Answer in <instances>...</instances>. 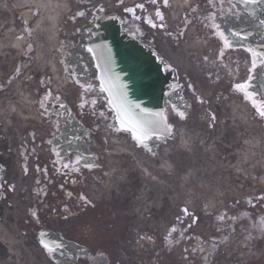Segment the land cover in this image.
I'll return each mask as SVG.
<instances>
[{
	"label": "bare ground",
	"instance_id": "bare-ground-1",
	"mask_svg": "<svg viewBox=\"0 0 264 264\" xmlns=\"http://www.w3.org/2000/svg\"><path fill=\"white\" fill-rule=\"evenodd\" d=\"M176 1L178 2L180 0ZM131 2L132 1H130V3ZM182 4L186 5V3H181L180 1L179 6H181ZM4 7V11H8L10 13L12 12L15 22L8 25L9 30H6V32L0 29V60L4 59V61H0V66L3 62H6V59L9 58L8 55L10 52L12 54L21 50L27 43V40L30 39V41L32 40L37 43V47L35 49L33 71H48V74H51L53 76L56 86H63L61 67L57 62V55L54 52L55 44L59 37V30L63 25L65 26L66 24L65 22L69 14L68 8L71 7V3L68 0H15L13 3L5 5ZM2 15H5V13H3ZM32 21H35V30L32 32V35L28 33V37H26L27 35L25 36V34H22L21 30L23 28L25 30H28ZM23 36L25 37V39L20 38ZM191 49H193L195 52L198 51L197 45L191 43V45H181L179 47V53L182 54L186 50L190 51ZM170 60L177 67H180V63L176 60V58L171 57ZM27 69H29V66L27 67ZM29 76L30 74L27 73V75L24 77V81H27ZM3 77L4 76L0 75V82L2 81ZM12 77L14 78V76L9 74L10 80L8 81L9 87L7 88V90L9 95L12 96V100L14 101L9 100L6 103H4L3 101L0 102V117L6 119L8 116L13 115L14 112L20 115V117H22L23 114H29L32 115V117L35 116L36 114L31 109L30 95L21 92L20 86L22 84L20 80H13ZM199 97H202L201 93L199 94ZM208 98L209 96L206 95V99ZM212 102L210 100L207 103L208 110L213 113L211 109H213L214 105L217 107V111L221 112L220 107L222 103L217 100ZM236 107L237 106L234 103L231 104V108L235 110L234 114H231V122L234 124V129H232V125L230 127L227 126L224 120L221 121L220 126L219 124H216L221 129L225 128L227 130V133L231 129L235 130L232 131V140L227 141L231 144V147L228 145V143H224V141H226L224 138V134L222 138H218L219 140L214 145L205 147L202 157H199L197 154H192L190 156L191 159H184L186 168H184L183 164L182 168H178L176 170L175 166H177L178 161L174 167H169L167 165L165 166L167 170L172 171V176L169 181L170 183L173 181L176 185L178 180L182 182V185L180 189H178L177 194L172 189H170V187H168L166 191L162 190L161 186L166 187L167 184L158 183L161 176L159 173L160 171L157 168H153L152 173H150V168L145 167L148 166L147 164L154 165L155 163L153 162L158 161V157L156 156V154L153 155V157H149V154L146 151L140 150L138 148L135 149L131 145L127 144L126 146H119V148L115 150L114 148L110 147L109 143H111V140L106 141V137L108 136V134L105 133L102 135L106 143V151L103 154L102 163H104L105 166L111 168L112 170L117 169V167L122 168L123 165L128 168L129 164L134 163L132 164V168L136 170V173H130L132 179L128 182H125L123 180L125 179V176L122 175L121 180H123V182L119 185L120 191L118 194H115L112 199H110V203L113 207L115 228L118 229L116 235L119 237V242H116L115 246L116 251H112L117 263H124L122 259H119L117 253L118 251L126 253V246L124 245L125 242H132V246H138V250L140 249L141 245H143L144 248L147 246H152V252H157L161 249V247H163L161 241L163 243L169 241L163 238L166 235L170 236V234L178 228L181 231H185L184 233L189 232L192 237H204L205 234L203 233V231L197 230L195 228L197 225V221L199 220V216H195L193 221H185L184 215H186L187 212H184L183 215H180L178 209L184 211L187 207L190 210L195 209L194 211H198L199 208L203 206L205 209H208L209 207V209L214 208L213 210H216L217 208L222 206V208L226 210V212H228V217H230V215L234 216L235 210H243L244 207L240 204L239 206L233 205L234 209L233 211H230L229 209L231 207L229 208L228 206H226L225 202L227 201L230 203V200L235 201L237 197L239 198V196L247 193L245 188L251 185V181L254 179L252 174L259 173L261 169L259 166H244L243 159L238 157V154L236 152L234 154L236 160L234 161L235 166H233V168H237V170H239L243 174L240 175L238 171H233L234 173H232V171L227 169V167L230 164L229 160L232 158L234 159L232 155L233 148L236 147L241 149L240 154H247L252 152L253 154H258L259 156L262 155L260 152L258 153V143L254 142L251 139L252 137L250 138V141L247 140L246 144H244L243 140H239V135L237 136L235 134L237 130L236 123L245 119V111L242 109L238 111ZM239 114L241 116V119L238 121ZM219 118L217 117V115L212 114V120L210 121L211 127H213V125ZM171 119L172 117L168 116V120ZM179 130H177L178 133L176 136V142L178 141L179 143L178 148L181 147V149L184 151H191L193 145L190 140H187L184 131L185 129L181 127V129ZM180 139L182 140L181 142L179 141ZM112 140L116 142L117 139L113 138ZM256 141L258 140L256 139ZM111 149H113V151H110ZM38 153L39 152H35V155H37ZM127 153L128 155L130 154L131 157L125 155ZM252 160L256 164H260L258 158H252ZM121 164L123 165L120 166ZM143 172L146 174V180L144 181L139 178L138 175H142ZM181 172L183 173L181 174ZM247 175H249V177ZM177 176L178 179H175L177 178ZM18 177H20V174L18 175ZM19 179L22 180L23 178L20 177ZM148 179L150 180V182L148 181ZM193 184L201 191L193 189ZM171 186L173 188V185ZM187 186L192 187L190 191L187 190ZM98 192H100V189H98ZM105 196L108 195L105 194ZM206 200L208 201L207 206L202 205V203H204ZM125 202L129 203L128 207H125L123 205ZM10 206V211L5 213L4 209L2 210L0 203V229L4 230L9 218L13 220V217H15L13 213L14 205L11 204ZM259 208L264 209V204H259L257 210H260ZM260 215L264 216V211H261ZM233 229L235 228H231V230ZM226 234L227 233L224 231H221L220 233L221 236ZM233 236L235 237V234ZM240 239H242V237L238 238V240ZM0 242L2 244L8 242L9 249L14 252L15 248L12 246V242H10V240H8L6 236L1 234V232ZM238 243L239 242L237 241H229L228 244L223 245L221 249L217 251V255L215 256V258H213L210 264H229L228 261L230 258L226 257V255L230 251H240L242 256L244 257V254L247 253L243 251L242 247H244L245 245L241 246ZM1 247L2 246L0 245V250ZM190 249H192L190 241L185 240L180 242L169 252L160 253V255L163 257L162 264H182L181 262L184 256L188 258ZM149 251H151V249ZM255 254L256 253H251L250 256H253ZM147 255L148 254L143 255V258H148ZM135 256L138 257L137 253L135 254ZM138 260H140L141 264H150L148 262L146 263L142 261L141 258ZM239 260H241L243 264H256L259 262L258 259H255V256H253L252 259H249L248 257L246 259H242L241 257L239 258Z\"/></svg>",
	"mask_w": 264,
	"mask_h": 264
},
{
	"label": "rangeland",
	"instance_id": "rangeland-1",
	"mask_svg": "<svg viewBox=\"0 0 264 264\" xmlns=\"http://www.w3.org/2000/svg\"><path fill=\"white\" fill-rule=\"evenodd\" d=\"M103 2L104 7L106 8V11H109L110 9L112 10H117L119 12L122 11L123 6L122 5H115V2L112 0H101ZM84 1L83 0H71V9L72 12L66 19V24H65V30L62 36H65L68 39H71V32L73 31L74 25L83 23L85 21V14L83 10L86 8V6L82 4ZM2 3V0L0 4ZM120 6V7H117ZM89 9V8H88ZM5 15H2L3 13ZM78 13H83V15H78ZM155 19V18H154ZM157 24L158 21L156 19L154 20ZM14 22V18L11 15L10 12L4 11L0 9V29L3 27V31L6 32L8 29V25ZM160 31H157L154 33V35H157L156 41L158 47L162 48V44L160 43V40H158L160 36ZM65 34H68L67 36ZM162 40V39H161ZM167 47L173 51V43L171 40L166 39ZM190 47V46H189ZM160 48V49H161ZM209 48L205 47V45L200 44L199 45V51L197 53H194L193 51H185L182 54L179 53L176 56H172L176 58L177 61L180 63V67L178 68V80L182 83L183 85V91L185 95V100L189 102V109L184 117V119H180L179 116H175L177 119L176 121H172L171 123L174 124V126H177V128L183 127L185 129V136L187 137V140H190L192 143V150L191 151H184L181 149V147L178 148L179 143L178 141L176 142L177 137H174L171 140H167L166 143L162 144L161 147L155 148L154 151L157 153H160V150L163 149L164 151L170 152L169 155V160L173 163H171L172 166H175L177 161V166H175L176 170L178 168H182L184 164V168H186L185 160L191 159L190 156L192 154H197L199 157L203 156L204 149L206 145H209L210 143L200 144L199 141L201 142L205 141L211 137V141H218V138H222L223 135L225 134V140L224 143H228L227 141H231L232 139V130L233 126L231 119L234 113L231 112V108L229 109V105L232 103H235L236 106L241 102L238 96H232V90H233V83L235 82L236 79L233 78V73L229 72L227 69L222 68L220 66L215 67L214 66V56L213 58L210 57V53L208 52ZM57 52V51H55ZM54 54V53H53ZM206 55V59L205 56ZM9 58L6 59L5 63L3 62L0 66V75L2 76H7L9 73V70L14 69L16 64V60L18 57L21 56V51L14 52L11 54L9 53ZM0 61H4L0 60ZM23 65L24 68L26 69L28 67V60L25 59L23 60ZM216 62V61H215ZM36 66V65H35ZM34 65L29 63V69L27 72H32V76H30V79L28 81L27 87L29 86H34V88H39L41 84V80L44 79L47 75V71H42L40 72L39 70L32 71ZM237 78L240 80V75L238 73H235ZM24 76L21 75L20 79H23ZM5 81V80H4ZM238 81V80H237ZM236 81V82H237ZM25 86V85H24ZM225 86V87H223ZM33 88V87H31ZM201 93L202 97H199V94ZM206 95L209 96L208 99H206ZM72 98V96L70 97ZM238 98V100H237ZM211 100L212 101H220L222 103L221 109L217 111V107L213 105V113H211L208 110L207 103ZM213 103V102H212ZM241 104V103H240ZM239 104V105H240ZM244 105V104H243ZM239 109V107H238ZM197 110V111H195ZM242 110L245 111V119L242 121H239L241 119L240 114L238 115L240 118L238 119L240 126L239 129L236 131V135L239 133L243 134V138H247L248 141H250V134L252 135L253 132H250L248 129L253 127V125L258 126L259 132L256 133V135L259 138V152L264 153V121L260 118L259 120L253 119L250 111L248 112L247 107L244 105L242 107ZM212 114L217 115L219 118L213 127H211L210 121L212 120ZM237 116V117H238ZM20 118V117H19ZM230 119V120H229ZM31 120H33L32 117H29V115L23 114V117H21L20 120H15L13 122V135L10 138L11 144H16L18 146L19 142L21 139H28V130L32 129L34 131H38L35 127V123H33ZM92 120V119H91ZM224 120L227 126H231L232 129L228 131L225 128L221 129L219 126L221 125V121ZM37 121L39 122V118H37ZM263 121V122H262ZM93 122V121H92ZM91 123V121L89 122ZM236 123V124H237ZM95 124V122H93ZM216 124H219L216 125ZM26 127V129H24ZM242 127V129H241ZM107 126L106 124H101L99 130H95L94 132V139L96 140V144L94 145V151L96 154L99 156V158L102 161V157L104 152L106 151V143L105 140L103 139L102 135L105 133L103 130L107 131ZM215 129V130H214ZM221 129V130H220ZM109 130V129H108ZM241 130V132H240ZM217 131V132H216ZM251 131H254L252 129ZM210 133V137L209 134ZM247 133L248 135H245ZM240 135V134H239ZM241 136V135H240ZM22 137V138H21ZM242 137V136H241ZM200 138V139H199ZM254 142H256L255 138H252ZM180 142L182 141L181 139L179 140ZM194 141V142H193ZM234 143V142H233ZM255 144V143H254ZM228 145L231 147V144L228 143ZM183 147V146H182ZM260 157V156H259ZM264 157V156H262ZM260 157V160L262 159ZM183 158V160H182ZM39 162V159L38 161ZM13 166L17 167L20 169V173L22 174L21 167H20V162L18 159V152H16V160L14 159ZM39 171H36V169L31 168V172L29 175L24 176V180H20L17 177H10L8 179V182H14V190H12L11 193H9L8 197L4 200H0L1 202V207H3L5 213L10 211V208L7 206L10 205V202L12 201V204L14 205L13 213L15 217H13V220L9 218L7 221V225L5 226L4 230L0 229L1 234L6 236L8 240H10L13 244L14 252H16V257H7L6 253V248L2 246L1 244V250H0V262L2 264H53L47 255L44 253L42 248L39 246L36 236L33 234H30L28 230V224H32L30 217L27 216V207L31 204L32 196H31V188L32 185L35 184V179L39 178L40 181L46 182L45 176L42 172V166L40 164L39 166ZM180 172V170H179ZM182 174V172H181ZM132 179V178H130ZM163 179H165V182L167 184L166 187L161 186L163 191H166L168 187L172 189L176 194L178 192V189H180L182 182L178 180L177 184L172 181L171 183L169 182L171 177H167L163 175ZM178 179V176L177 178ZM38 182L37 184L40 185L41 182ZM255 181V180H254ZM161 184V183H159ZM173 185V188L172 186ZM195 190L201 191L198 187H196L193 184ZM188 191L191 190V186L186 187ZM137 189V188H136ZM8 191V189H6ZM186 190V191H187ZM246 192H254L255 195H250L248 196H239L238 202H233L232 205H230L229 202H225V205L228 206L229 208L231 206H239L240 204L246 208L243 210H235V219L230 220V219H223L224 222L227 221L226 224L223 223L222 217L224 216L223 208H217L216 210H213L214 208L211 209V211H205L202 207L199 208L198 211H191L187 210V214L184 215V220L185 221H193L195 216L198 217L196 229L203 231L205 234L204 237H198L196 236L192 237L191 234L180 232V230H177L173 232L171 236V241L168 244H164L161 241V244H163V247L157 252H152V246H149L148 249H141L137 250L135 249L136 246H132V242H125L126 246V253L118 251V257L119 259H122L124 261L123 264H134L138 261V259L141 258L142 261L148 262L150 264H162L163 257L160 255V253L164 252H169L173 248H175L180 242L188 240L191 242L192 249H190L188 254V258L184 256L182 260V264H210L217 255V251L221 249V244L217 245V248L215 247V243L217 241L216 237L220 239L221 236L220 233L221 231H224L226 233H231L233 230L236 229L235 234H241L242 230L240 229V226H242L243 229H245V232H256L259 229L264 232V229L260 228V223L258 221V214L261 213V211H264V209L259 208L260 210H257V207L259 204L263 203L264 204V184H258L257 186L254 185L251 187L248 186L245 188ZM188 193V192H187ZM198 198V197H197ZM238 198V197H237ZM207 201V200H206ZM98 201H95V204H98ZM220 204V200H219ZM249 204V205H248ZM106 206V211L108 212V216L105 219V217L101 216L102 215V210L100 209L98 211V216H96L95 220L100 222L99 227H90V232L91 235L93 236L94 241H98L99 246H98V251L99 252H104L109 256V264H116L113 256V252L116 251V242H119V237L116 235L117 230H114L115 228V219L114 215L112 218H109L110 215H112V209L110 206L106 204H102ZM125 207L129 206L128 202H125L123 204ZM230 205V206H229ZM234 206L231 207L229 210L233 211ZM103 207V206H101ZM101 207H96L101 208ZM110 207V208H109ZM44 209H40L39 211H43ZM195 210V209H194ZM246 210V212L244 211ZM178 212L180 215H183L185 211H181L178 209ZM43 217V215L41 214ZM221 217V218H220ZM27 219L29 220L27 222ZM105 219V220H104ZM111 219H113V223H111ZM101 220V221H100ZM77 219L72 218V219H50L46 223L48 224L49 228H61V231H63L64 235H67L71 238L75 237V225H76ZM28 223V224H27ZM253 223V225H252ZM232 224V225H231ZM59 225V226H58ZM231 225V227H230ZM33 226V225H32ZM253 226V227H252ZM264 226V225H261ZM215 228V229H214ZM230 228H235L231 230ZM239 228V229H238ZM78 229V227H76ZM231 235V234H228ZM225 236V235H222ZM186 238V239H185ZM164 239V238H163ZM216 239V240H214ZM259 241V242H258ZM257 243H259L260 247L258 249V256L260 258L259 262L261 259H264V247H262L263 243L258 240ZM224 242V241H222ZM166 246L168 248L166 249ZM124 249V248H123ZM151 249V251H149ZM141 252V256L138 255V257L135 256L137 251ZM163 250V251H162ZM148 254V258H143V255ZM237 255L234 253V251H230L226 257H229V264H234L235 262L239 264L238 259H236L234 256ZM248 256H244L243 259H246ZM9 258H11L9 260ZM138 258V259H137ZM140 261V260H139ZM207 262V263H206ZM235 263V264H236ZM138 264H141V262H138Z\"/></svg>",
	"mask_w": 264,
	"mask_h": 264
},
{
	"label": "flooded vegetation",
	"instance_id": "flooded-vegetation-1",
	"mask_svg": "<svg viewBox=\"0 0 264 264\" xmlns=\"http://www.w3.org/2000/svg\"><path fill=\"white\" fill-rule=\"evenodd\" d=\"M141 5L143 8H140L139 15L135 16V13L131 11L123 16V27L132 32L142 44L157 50L164 57L166 53L158 47L154 31L161 30L160 36L162 37L164 35L171 36L169 30L174 28L172 26L174 23L165 17L171 5L168 1V6L165 7L164 0H156V3H153L152 0H143ZM150 8L153 9L155 17H157V10L163 16V19L157 17L159 22L157 25L148 14ZM180 18L183 24L182 32L189 27L190 23H196V32H200L206 44L215 47L216 58L222 60L223 67L233 73L234 71L240 73L241 79L237 85L245 87L243 90H239L236 86V89L245 92L246 101L257 111L264 107V58L261 60L259 55L253 53L256 50L264 55V0H194V6L183 13ZM77 45L78 42L75 46ZM76 55L75 58L69 57L70 69L66 75L78 90L80 106H84V104L89 106V115H102L103 112L108 115L104 105L108 97L100 90V69L96 61L88 53L83 52L81 55L79 53ZM228 60L231 66L228 65ZM97 106H102L99 112L95 111ZM55 109L59 110L55 118L56 121L52 127L49 125L47 130H42L41 139L35 143L31 133L32 146L41 147L43 143L46 144L50 139H55L58 136L57 128L65 121L69 113L65 107L53 105L51 110L54 112ZM78 114L80 117L77 119L82 122L81 117L86 113L79 110ZM1 129L2 124L0 123V158L5 151L11 150L6 144L7 135H3ZM78 131L80 136L77 145L72 144L71 140L66 138L61 141L59 147L62 161L56 167V176L59 178L58 183H61L66 191L60 195L57 192L58 184L56 183L45 201L48 205L60 204L62 209L66 208L70 214L80 216L92 209L85 193L93 176L91 172L87 173L85 163L87 165L94 164L95 157L90 150L93 141L89 139L88 132L84 130L82 124L78 127ZM50 152L53 156V163V161L55 162V153L52 148H50ZM10 162L11 160L6 164L8 165ZM67 203L69 204L67 205ZM89 225L90 222L85 221L80 226L81 231L86 230ZM81 241L83 244L93 246V241L87 238H83Z\"/></svg>",
	"mask_w": 264,
	"mask_h": 264
},
{
	"label": "water",
	"instance_id": "water-1",
	"mask_svg": "<svg viewBox=\"0 0 264 264\" xmlns=\"http://www.w3.org/2000/svg\"><path fill=\"white\" fill-rule=\"evenodd\" d=\"M97 40L90 46L97 48L104 64V72L113 93V104L117 121L122 128L130 129L131 124L122 123L123 113L133 122H142L147 129L146 142L151 135L161 139L167 135V126L162 116L165 96L174 85L173 70L163 64L154 53L141 47L121 29L118 19L106 18L96 23ZM133 136L134 132L131 131ZM41 245L47 251L54 247L55 237L41 233Z\"/></svg>",
	"mask_w": 264,
	"mask_h": 264
},
{
	"label": "snow or ice",
	"instance_id": "snow-or-ice-1",
	"mask_svg": "<svg viewBox=\"0 0 264 264\" xmlns=\"http://www.w3.org/2000/svg\"><path fill=\"white\" fill-rule=\"evenodd\" d=\"M153 3H156V0H152ZM164 5L165 7L168 6V0H164ZM137 7L139 8H143V5H137ZM101 11L103 9H100ZM127 11H132L134 12V9H127ZM78 15H83V13H78ZM157 17L159 19H163V16L162 14L159 12V10H157ZM150 22V21H149ZM155 26V25H153ZM244 85H237V88L239 90H243L244 89ZM81 107H83V105H81ZM258 112L259 114L264 117V107H261L258 109ZM123 116L125 117L123 120H122V123H128V124H131L132 127L130 129H126V130H130V131H133L134 132V138L137 139L138 143H143V140H142V137H146V134H147V129L145 128L144 124L142 122H139V121H136V122H133L132 119L130 117L127 116V113H123ZM182 118H183V115H182ZM168 131L170 132L171 131V128L170 126H168ZM88 167H91L90 165H88ZM185 212H187V210L185 209L184 210ZM44 247L47 249L48 246L47 245H44Z\"/></svg>",
	"mask_w": 264,
	"mask_h": 264
}]
</instances>
